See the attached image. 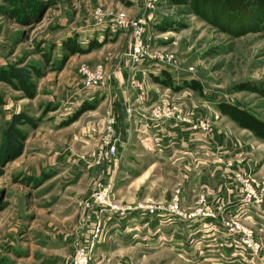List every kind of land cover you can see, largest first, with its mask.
Masks as SVG:
<instances>
[{
    "label": "rangeland",
    "instance_id": "374dc122",
    "mask_svg": "<svg viewBox=\"0 0 264 264\" xmlns=\"http://www.w3.org/2000/svg\"><path fill=\"white\" fill-rule=\"evenodd\" d=\"M150 4L146 0H0V147L14 119L25 137L22 152L15 158L9 160L0 151V264H69L76 249L94 238L97 225L94 250L103 242L108 218L124 220L136 213L149 219L166 211L191 220L196 217L182 215L200 207L208 209L209 190L197 197L198 205L188 213L172 212L174 197L179 200L177 191L167 204L152 198L118 201L113 179L104 177L106 169L101 170L116 159H103L101 153L108 137L107 119L113 116L99 113L76 123L78 117L65 122L59 120V112L47 114L58 105L63 111L78 98L84 67L102 65L110 77L107 61L82 59L74 45L78 33L102 30L118 17L129 23L142 16L148 52L172 57L184 73L192 68L191 74L186 73L189 80L185 85L200 101L201 115L195 119L205 125L198 129L202 140L213 143L212 136L224 132L222 125H234V137L238 131L234 145H247L249 154L240 159H217L223 173L216 180L232 185L240 200L254 206L256 212L260 210L264 218V0H151ZM120 32L129 35L131 44L130 30L114 34ZM127 53L121 55L122 61ZM75 55L81 60L69 62ZM64 68L74 71L61 75ZM15 70H22L25 78H15ZM70 77L76 85L70 84ZM107 84L108 79L104 90ZM132 86L139 98L140 90ZM138 101H144V96ZM97 106L98 102L92 108ZM104 116L100 131L98 120L103 121ZM189 117L193 115L182 112L181 118ZM89 140L92 147L87 145ZM173 179L169 176L170 183ZM102 186H109L111 203L133 210L124 218L110 212ZM148 200L163 208L153 214L136 209ZM230 221L222 219L221 224L225 229V222L233 227L230 232L226 229L233 237L232 264H264L254 226ZM246 231L251 242L244 241Z\"/></svg>",
    "mask_w": 264,
    "mask_h": 264
},
{
    "label": "crops",
    "instance_id": "0c3cea01",
    "mask_svg": "<svg viewBox=\"0 0 264 264\" xmlns=\"http://www.w3.org/2000/svg\"><path fill=\"white\" fill-rule=\"evenodd\" d=\"M74 46L76 52H82V59L107 61L105 65L110 75L107 88L93 94L81 88L78 98L68 103L64 112L57 104V110L47 114L50 117L59 112V120L65 122L78 117L76 123L99 113L115 118L118 154L113 164L101 169H106L104 177L113 179L115 198L126 203L152 198L167 204L177 191L179 211L188 213L198 205L197 197L209 190L206 205L213 214L210 218L191 220L166 211H159L149 219L136 213H129L124 220L108 218L105 238L94 250L90 264H232L233 237L222 226V219L229 222L237 219L253 225L264 256V218L260 210L257 208L259 211L256 212L254 206L242 202L232 185L216 180L223 173L217 159H240L249 154L247 145H234L238 134L237 131L233 136L234 125H222L224 132L212 136L211 143L202 140L199 131H192L188 125H165L149 114L150 107L166 101L181 106L194 118L199 117L200 101L194 91H187L190 88L185 85L189 75L172 67H162L156 75L146 74L140 66L128 68L121 60V55L130 49L127 33L89 29L78 33ZM97 51H101L100 55L106 52L105 57L95 55ZM78 57L72 56L69 62L81 60ZM67 70L64 68L60 74ZM68 80L73 84L75 79L70 77ZM132 80L142 83L144 101H138ZM96 102L97 108H92ZM126 107L132 109L130 116L125 114ZM209 115L211 113L207 117ZM104 121L105 116L103 121L98 120L100 131L104 129ZM87 123L93 126L89 121ZM89 142L87 145L92 147L94 143ZM97 175H100L99 171ZM169 176L175 181L170 183ZM218 257H221L220 261Z\"/></svg>",
    "mask_w": 264,
    "mask_h": 264
},
{
    "label": "built area",
    "instance_id": "2783aa9c",
    "mask_svg": "<svg viewBox=\"0 0 264 264\" xmlns=\"http://www.w3.org/2000/svg\"><path fill=\"white\" fill-rule=\"evenodd\" d=\"M148 2V5H151V0H146ZM130 30L131 32V44H130V50L127 53V55L124 57V64L128 66V68L132 69L133 67L141 66L142 71L145 73L150 72L153 75L158 74V71L160 68H177L179 69L178 65H176V62L172 57L163 55V54H150L146 48V40H145V20L142 16L136 19H132L129 23L123 19V17H118L116 19H113V22L107 27L103 28L102 30H107L111 33H115L122 30ZM192 68H188L187 72L188 74H191ZM82 88L84 91H86L89 94H93L95 91L103 89L106 86L108 76L106 75L104 68L102 65H97L91 68L84 67L82 69ZM132 83L137 85L138 89L140 90L139 98L142 100V97L144 96V90L142 86L137 84V81L132 80ZM125 113L127 116L131 115L130 108L126 107ZM182 110L169 102H162L155 104L151 110L150 115L151 118L157 119L160 121V123H170L172 125H179L182 122L189 124L191 130L197 131L201 126L204 127V123L200 121L199 119H195L194 117L189 118H181L182 117ZM116 120L114 117L107 119V139L103 142L104 147H106V151H103V146L101 147V153H104V156L102 154V158L107 159L108 157H116L117 156V139L115 137V131L113 132V127L115 126ZM199 131V130H198ZM110 135H114L113 140L110 139ZM107 152V153H106ZM107 157V158H106ZM109 190V186H102V191L104 192V199L108 203L109 207L111 206L114 208V210L108 209L110 212H116L118 217L124 218L126 212H131L133 209H121L120 207L114 205L111 203L110 199L107 198V192ZM100 192H97V195H99ZM178 199L177 197H174V202L172 204L171 210L172 212H178ZM149 202V203H148ZM147 203H143L136 206V209H138L141 212H147L148 214H153L157 211L158 208H163L160 205H155L154 202L151 200H148ZM105 209V208H104ZM103 212V211H102ZM101 212V213H102ZM185 218H194V217H212L213 214L208 211L207 209H204L202 207L196 208L194 211L188 214L182 215ZM226 229L230 232L233 230V227L230 225V223L225 222ZM99 231V226H96L95 229V235L94 238H92L89 242L84 241L82 245H86V247H79V245L76 249V257L75 259L70 262L69 264H88L89 260L92 255V250H94L95 246L98 244L96 241L97 233ZM246 235H244V241L251 242V236L250 232L246 231Z\"/></svg>",
    "mask_w": 264,
    "mask_h": 264
},
{
    "label": "trees",
    "instance_id": "16d2710c",
    "mask_svg": "<svg viewBox=\"0 0 264 264\" xmlns=\"http://www.w3.org/2000/svg\"><path fill=\"white\" fill-rule=\"evenodd\" d=\"M14 77L17 79L24 77L23 71L15 70ZM0 80H3L2 77H0ZM32 95H34V89H32L31 91V96ZM14 118H17V116H15ZM18 124L19 122L15 121L14 119V121L11 123V125L5 132L4 142L0 147L2 156H6V154H8L9 157L7 158H10L9 160L21 154L23 149V141L25 140V137L24 134L19 129H17Z\"/></svg>",
    "mask_w": 264,
    "mask_h": 264
},
{
    "label": "bare ground",
    "instance_id": "6f19581e",
    "mask_svg": "<svg viewBox=\"0 0 264 264\" xmlns=\"http://www.w3.org/2000/svg\"><path fill=\"white\" fill-rule=\"evenodd\" d=\"M115 125H116V123H115ZM115 127V126H114Z\"/></svg>",
    "mask_w": 264,
    "mask_h": 264
}]
</instances>
